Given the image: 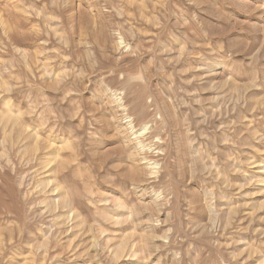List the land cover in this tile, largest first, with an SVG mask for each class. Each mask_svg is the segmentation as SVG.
Masks as SVG:
<instances>
[{
  "label": "rangeland",
  "instance_id": "obj_1",
  "mask_svg": "<svg viewBox=\"0 0 264 264\" xmlns=\"http://www.w3.org/2000/svg\"><path fill=\"white\" fill-rule=\"evenodd\" d=\"M0 264H264V0H0Z\"/></svg>",
  "mask_w": 264,
  "mask_h": 264
},
{
  "label": "bare ground",
  "instance_id": "obj_2",
  "mask_svg": "<svg viewBox=\"0 0 264 264\" xmlns=\"http://www.w3.org/2000/svg\"><path fill=\"white\" fill-rule=\"evenodd\" d=\"M60 204V203H59ZM62 204V203H61ZM60 204V205H61ZM69 212V211H68ZM64 215V214H63ZM67 217V216H66ZM130 246V245H129ZM119 247V252L121 253L122 251H124V249H125V243L123 242V244L122 245H120V246H118ZM132 251H134L133 249H132ZM134 253V252H133ZM118 254V253H117Z\"/></svg>",
  "mask_w": 264,
  "mask_h": 264
}]
</instances>
